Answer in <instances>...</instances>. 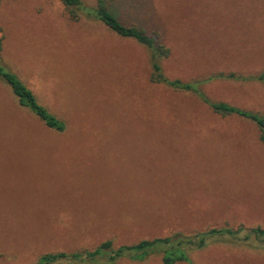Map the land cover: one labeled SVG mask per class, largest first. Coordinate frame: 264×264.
<instances>
[{
	"label": "rangeland",
	"instance_id": "obj_1",
	"mask_svg": "<svg viewBox=\"0 0 264 264\" xmlns=\"http://www.w3.org/2000/svg\"><path fill=\"white\" fill-rule=\"evenodd\" d=\"M112 10L171 49L162 61L171 79L264 71V0H115ZM0 28V64L66 125L48 128L0 79V264L241 226L240 240L212 235L188 247L190 260L264 264V242L243 239L264 229L255 124L152 82L148 50L92 17L73 20L61 0H2ZM202 91L264 115L258 80H214ZM163 256L116 264H164Z\"/></svg>",
	"mask_w": 264,
	"mask_h": 264
},
{
	"label": "trees",
	"instance_id": "obj_2",
	"mask_svg": "<svg viewBox=\"0 0 264 264\" xmlns=\"http://www.w3.org/2000/svg\"><path fill=\"white\" fill-rule=\"evenodd\" d=\"M115 0H94V6H88L83 0H61L68 15L73 20H79L86 15L101 22L113 34L123 39H131L148 50L151 64V81L159 85H164L169 89L179 93H192L205 103L211 110L221 117L237 116L246 119L257 126L260 132V140L264 144V115L253 111L245 110L233 106L226 102H216L209 98L203 91L202 85L214 80H235L248 81L258 80L264 83V71L257 76H244L238 73H218L207 80H195L185 82L181 79L169 78L163 69L162 61L171 55V49L163 43L157 42L150 37L145 30L136 25H126L112 10V3ZM2 0H0L1 4ZM4 35L0 28V54L3 51ZM0 79L10 87L18 105L27 109L48 128L56 132H64L66 125L64 121L52 114L44 105L40 103L32 89L14 72L0 64ZM245 231L241 226L239 229H211L205 233H197L185 242L180 234L176 233L170 237L156 238L153 240H143L133 245H124L117 249L114 248L111 240L103 242L93 250H84L75 253L57 252L46 253L38 260L37 264H116L122 257L140 259V257L150 253H161L164 264H174L176 262H187L194 264L188 254V247L202 248L206 239L212 235L231 236L234 239H242L240 232ZM248 233L243 239L249 240L254 235L264 242V229L260 226L246 230ZM251 234V235H250ZM239 235V236H238ZM238 236V237H237ZM184 241V242H183ZM186 244V246H185ZM186 247V253L184 246ZM183 246V247H182ZM180 247V248H178ZM178 248V249H177ZM161 249V250H159ZM163 252V253H162ZM188 256V257H187Z\"/></svg>",
	"mask_w": 264,
	"mask_h": 264
}]
</instances>
